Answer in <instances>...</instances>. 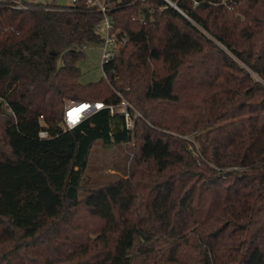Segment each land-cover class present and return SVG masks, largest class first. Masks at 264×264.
Here are the masks:
<instances>
[{"label": "trees", "instance_id": "trees-1", "mask_svg": "<svg viewBox=\"0 0 264 264\" xmlns=\"http://www.w3.org/2000/svg\"><path fill=\"white\" fill-rule=\"evenodd\" d=\"M111 2L117 52L82 84L101 14L0 0V264H264V0ZM67 99L104 107L67 129ZM131 140L126 178L87 180Z\"/></svg>", "mask_w": 264, "mask_h": 264}, {"label": "rangeland", "instance_id": "rangeland-1", "mask_svg": "<svg viewBox=\"0 0 264 264\" xmlns=\"http://www.w3.org/2000/svg\"><path fill=\"white\" fill-rule=\"evenodd\" d=\"M43 3H54L57 5H68L70 0H36ZM101 34H104L101 29ZM85 56L78 62L80 68V79L82 84L95 82L102 77L101 52L102 44H88L85 49ZM253 78L264 85V78L251 73ZM67 99L64 103L68 102ZM175 134H173L174 136ZM179 136V135H177ZM190 141L194 140L192 134L180 136ZM136 142L131 140L128 143L115 146H102L95 144L90 152L85 177L87 180L105 182L116 180L117 178H126L133 167L134 152Z\"/></svg>", "mask_w": 264, "mask_h": 264}, {"label": "built area", "instance_id": "built-area-1", "mask_svg": "<svg viewBox=\"0 0 264 264\" xmlns=\"http://www.w3.org/2000/svg\"><path fill=\"white\" fill-rule=\"evenodd\" d=\"M27 2H34L36 0H25ZM71 3H74L78 0H70ZM168 1V0H166ZM84 3L94 8L97 12H99L102 16L101 21L97 26V31L101 34V29H103L104 34L102 36V52H101V66L103 63L111 60L116 52L119 45L118 38L116 32L112 31V21L109 12L112 7L111 0H84ZM172 4V3H171ZM14 8H26V4L22 1H18L12 5ZM105 76L104 73H102ZM81 106H86L81 109ZM104 107V103L102 102H77L74 100H70L66 102L63 110V125L65 128L70 129L74 126L78 125L83 119L94 113L95 111ZM131 105L122 100L120 105L116 108L114 106H109V110L113 113L115 110L122 113L124 115V122L127 129L132 128V116L130 114ZM77 110V112H74ZM135 115H139L136 113ZM48 133L46 130L41 129L38 132V137L46 138Z\"/></svg>", "mask_w": 264, "mask_h": 264}, {"label": "bare ground", "instance_id": "bare-ground-1", "mask_svg": "<svg viewBox=\"0 0 264 264\" xmlns=\"http://www.w3.org/2000/svg\"><path fill=\"white\" fill-rule=\"evenodd\" d=\"M86 106H81V109L85 108ZM74 112H77V110H74Z\"/></svg>", "mask_w": 264, "mask_h": 264}, {"label": "water", "instance_id": "water-1", "mask_svg": "<svg viewBox=\"0 0 264 264\" xmlns=\"http://www.w3.org/2000/svg\"><path fill=\"white\" fill-rule=\"evenodd\" d=\"M168 3H169V2H168ZM170 5L174 7V5H173V4H171V3H170Z\"/></svg>", "mask_w": 264, "mask_h": 264}]
</instances>
